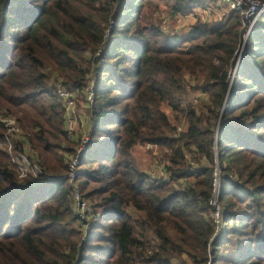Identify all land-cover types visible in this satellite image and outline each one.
Masks as SVG:
<instances>
[{"label": "trees", "instance_id": "trees-1", "mask_svg": "<svg viewBox=\"0 0 264 264\" xmlns=\"http://www.w3.org/2000/svg\"><path fill=\"white\" fill-rule=\"evenodd\" d=\"M161 5L192 16L185 35L154 24ZM241 39L203 0H0V264H264V12L231 82ZM58 83L93 92L72 181ZM146 144L164 175L139 166Z\"/></svg>", "mask_w": 264, "mask_h": 264}, {"label": "built area", "instance_id": "built-area-1", "mask_svg": "<svg viewBox=\"0 0 264 264\" xmlns=\"http://www.w3.org/2000/svg\"><path fill=\"white\" fill-rule=\"evenodd\" d=\"M204 1V19H208L210 11H215L216 9L222 8L225 11H235L239 14L241 29H242V39L247 38L251 27L253 26L255 20L264 12V0H216V5H214V0H203ZM223 13H218V16L222 15ZM186 19V18H185ZM177 21H182L181 17H177ZM166 34L168 31L166 29L162 30ZM169 36V35H168ZM241 39V41H242ZM239 48L235 51V58H238L239 55ZM237 62V61H235ZM234 66V67H233ZM231 70L235 69V65L233 64ZM230 70V71H231ZM235 71H233L234 73ZM232 73V75H233ZM229 76L231 73L229 72ZM92 87L89 86L84 90V100L90 104L93 100V92ZM57 98L59 99L63 109H64V117H65V129L67 130L68 136L71 138L72 133L74 132V122L77 121V116L74 115V107L76 104V99L78 95V91L73 88L67 87L61 83H58L55 89ZM4 121L12 123L13 120L11 118L3 117ZM179 131V128H177ZM89 141L88 134H83L81 136L80 142L76 147V151L71 157V161L69 163V173L68 178L72 181L77 174V166L79 163V156L80 153L85 149L86 144ZM160 175H164V172L160 173ZM224 175L220 168L216 166L213 172V195L210 200V204L214 208L213 218L216 223V227L221 229L222 221H221V209L218 204V196L220 192V177ZM73 199H74V206L77 214L84 217L86 213L87 204L82 199L81 194L74 189L73 192ZM139 264H146V263H139Z\"/></svg>", "mask_w": 264, "mask_h": 264}, {"label": "rangeland", "instance_id": "rangeland-1", "mask_svg": "<svg viewBox=\"0 0 264 264\" xmlns=\"http://www.w3.org/2000/svg\"><path fill=\"white\" fill-rule=\"evenodd\" d=\"M228 11V10H226ZM223 13L225 12L224 9L219 8L216 9L215 11H210L209 16L207 17L208 19H210L211 17H217L218 13ZM177 17H181L182 21H177ZM188 21L185 19L184 16H180V15H174L171 13V10L164 6L161 5V7L155 11V14L153 15V22L154 24L162 31L163 29H166L168 31V35L173 38L175 37L174 35V31L175 29H179V28H185V30H187L189 23L192 22L193 18L192 16H188ZM180 22V25H179ZM113 22L111 21L109 26H112ZM172 25V26H171ZM173 26H175L173 28ZM252 28V27H251ZM163 32V31H162ZM185 32V31H184ZM246 39H242L241 43L239 44L238 48H239V55L237 56L238 58H235V61H239L240 55L242 53V50L244 48ZM234 61V65H235V69L231 70V76H230V81L232 82V78H233V71L236 70L238 63ZM234 67V66H233ZM233 73V75H232ZM229 81V83L231 84V82ZM56 89V88H55ZM194 96H199L200 93L194 92L193 93ZM76 104L74 107V115L77 116L78 120L76 122H74L73 126H74V132L72 133V139H76L77 145L78 146L81 136L83 134H88L89 136V129H90V116L88 113L89 110V104L84 100L83 95H77V99H76ZM196 101V100H194ZM163 109L165 110V112L170 116L171 119H173L174 115L172 113V111H170V108H166L163 107ZM81 117V119H80ZM174 123L178 126L179 131L184 128L185 125L182 124V122H176L174 121ZM133 155L135 157V159L137 160L139 166L146 171L147 173H149L150 175H160V173H162V169L163 166L160 164V162L162 160H160V155H159V151H156L155 149H152V147H150L148 144L146 145H139L138 147H133ZM159 156V158H158ZM25 163L24 161H19V165L23 166ZM130 214L133 217H137L140 215V213L134 209H130L129 210ZM222 225L221 227L225 226V223L223 222L222 218ZM84 229H87V225L84 227ZM220 230V229H219ZM218 236V235H217ZM216 236V237H217ZM223 249H225V251H229V249L225 246H223ZM210 264V261L207 263Z\"/></svg>", "mask_w": 264, "mask_h": 264}, {"label": "crops", "instance_id": "crops-1", "mask_svg": "<svg viewBox=\"0 0 264 264\" xmlns=\"http://www.w3.org/2000/svg\"><path fill=\"white\" fill-rule=\"evenodd\" d=\"M186 20L188 21V18H186ZM179 25H180V22H179ZM172 26V25H171ZM175 26H173V28H174ZM185 31V32H184ZM185 33H186V30H185V28L183 29V28H179V29H175V31H174V35L176 36V37H181V36H183V35H185ZM80 119H81V117H80ZM77 120H78V118H77ZM136 147H138V146H136ZM137 159V158H136ZM172 261H175L174 259H172Z\"/></svg>", "mask_w": 264, "mask_h": 264}, {"label": "water", "instance_id": "water-1", "mask_svg": "<svg viewBox=\"0 0 264 264\" xmlns=\"http://www.w3.org/2000/svg\"><path fill=\"white\" fill-rule=\"evenodd\" d=\"M224 107V106H223ZM223 107L219 110V117L221 116V113H222V109H223ZM219 117H218V121H219ZM218 121H217V123H218ZM217 131L215 132V140L217 139ZM215 150H216V146H215ZM217 153H216V151H215V158L217 159V155H216ZM215 161H217V160H215Z\"/></svg>", "mask_w": 264, "mask_h": 264}]
</instances>
